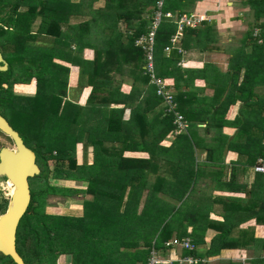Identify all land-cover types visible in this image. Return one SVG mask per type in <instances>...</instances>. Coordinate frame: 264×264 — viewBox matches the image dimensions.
<instances>
[{
  "label": "trees",
  "instance_id": "obj_1",
  "mask_svg": "<svg viewBox=\"0 0 264 264\" xmlns=\"http://www.w3.org/2000/svg\"><path fill=\"white\" fill-rule=\"evenodd\" d=\"M104 2V7L96 10L87 0L76 3L37 0L33 5L24 1L22 12L16 13V17L12 14L6 22L13 31L0 32L8 45L10 61L7 71L0 72L1 110L15 115L22 123L24 136L36 144L34 150L42 168L35 177L42 185L39 183V191L34 196L31 194V203L16 232V250L25 264H57L63 255L70 257V264H147L153 247L165 252L163 244L173 232L177 238L184 235L175 226L183 214L175 202H183V193L170 196L175 201L168 210L153 206L155 196L152 195L145 197L140 209L139 193L147 185V173L155 171V162L159 161L157 153L151 155L152 148L171 151L181 147L184 150L182 163L183 157L194 156L196 147L191 130L173 135L174 117L165 113L162 100L156 96L145 69L147 60L143 47L136 45V40L150 29L157 0ZM194 2L164 0L161 11L181 14ZM246 3L252 20L241 43L257 47L253 52L236 54L237 58L247 59L248 66L242 82L233 87L232 94L226 96L220 107L203 95L202 100L197 99V107L190 108L187 99L198 94L180 89L184 87L180 81L188 84L195 78L194 71L181 67L183 53L195 47L208 50L214 39L211 24L203 21L198 28L186 26L178 42L173 44L170 38L177 24L163 17L155 35L152 56L156 77H174L172 85L179 113L191 126L202 122L205 134L217 124L215 120L224 115L230 104L236 100L241 102L240 116L234 122L240 121L241 125L232 141L233 150L239 157L248 153L249 160L255 161L264 155V146L256 147L258 138L254 134L257 117L264 113V93L254 92L257 87L254 81L259 73L257 64L262 63L261 60L264 73V0H245ZM145 12L146 18L143 17ZM256 28L259 29L257 37L253 36ZM258 39L262 43H258ZM86 47L93 51L90 59L82 56ZM71 66L78 72L74 86H69L68 81ZM208 69L210 65L204 64L200 71L205 73L207 87L210 86ZM234 69L239 70L236 66ZM33 79L36 82L34 96L13 92L15 84H29ZM5 83L7 89L2 87ZM124 83L129 84L128 93L121 91ZM260 87H264V82ZM218 91L219 97L225 94V89ZM83 96L84 102H81ZM208 110L216 117L206 115ZM260 123L264 125V117H260ZM169 133L173 141L169 148H163L162 141ZM260 135L264 139V128L260 129ZM78 144L84 149L82 163L76 159ZM147 150L148 158L136 156ZM213 151L210 149V156ZM174 171L181 172L179 168ZM195 172L193 157L190 168L184 173L193 177ZM61 180L86 185L85 191H73L92 197L82 201L80 215L46 213L48 195L59 193L67 198L71 193L49 184ZM161 186L155 183L153 189ZM169 193L171 195V191ZM156 201L161 204L162 198ZM5 203L0 206V214L6 210ZM117 247L124 252L117 253L120 251ZM193 251L186 252L194 256ZM0 264L15 263L0 254Z\"/></svg>",
  "mask_w": 264,
  "mask_h": 264
},
{
  "label": "crops",
  "instance_id": "obj_2",
  "mask_svg": "<svg viewBox=\"0 0 264 264\" xmlns=\"http://www.w3.org/2000/svg\"><path fill=\"white\" fill-rule=\"evenodd\" d=\"M244 1L195 0L193 4L189 3L188 8H184L183 13L176 12L177 16L170 13L171 16L167 17L176 24L183 15L195 17L198 21L195 26H188L191 28H198L203 21L212 26L214 39L209 43L208 50L195 47L187 50V53H183L181 60V67L194 71L192 75L195 76L193 82L188 81V84L180 81L184 86L180 88L182 91L187 90L198 94V96L192 95L187 99L190 108L197 107V99L198 101L202 100L203 95L210 97L209 101L220 107L225 102L226 96L232 94L233 87H238L242 82L248 60L242 57L237 58L236 54L238 52L245 54L253 52L254 47H257L241 43V38L248 31V25L252 20L251 14L246 13ZM99 2L103 4L96 8L95 4ZM87 3H91L96 10L105 5L104 0H87ZM143 17H147L146 12ZM222 38H224V43L219 45ZM259 51L257 49V54ZM207 53L213 55L211 60L203 59ZM218 53H221L220 57L217 56ZM92 54V49L87 47L83 49L82 56L84 58L90 59ZM223 56H225L226 64L219 60ZM260 62L263 63V60ZM262 63L257 64L259 73L254 81L257 84L254 92L258 94L264 93V87H260V84L264 82ZM204 64L210 65V69H208L210 86L208 87L206 78L203 76L205 73L200 72ZM234 66L239 70L234 69ZM71 68L76 69L74 66ZM76 73L78 74L77 71ZM230 74L233 77L231 80ZM167 79L173 84L175 83L174 77ZM125 85L128 87L127 90L123 88ZM221 88L225 89V94L219 97L218 90ZM173 89L175 93V88ZM121 91L128 93L130 91L129 84H122ZM215 93L216 95H214ZM240 106L239 100L230 104L224 115L222 113L220 119L215 120L217 124L212 126L208 134H205V125L202 122H197L195 127L187 122V130L194 133L196 147L194 146V156L183 157L182 163L181 156H184V150L181 147L171 151L164 149L156 151L152 148L151 155L157 153L156 157L159 158V161L155 162V171L147 173V185L141 190V193L138 192L142 197L140 209L145 197L152 195L155 196L153 206H159L165 210L170 209V206L172 207L174 204L175 200L170 196L175 193L176 195L183 193L184 198L181 200L183 202H179L180 200L175 202V205L183 210V214L179 216L175 226L179 233H184L183 238H189L192 244H195H193L195 249L194 256H192L196 261L195 264H264V174L253 170L254 163L259 157L255 161L249 160L248 153L244 157H239L232 145L241 125L240 121L234 124L240 116ZM209 109L213 112L212 107ZM127 116L128 114H126ZM260 117H264V113L258 116L255 122L254 134L256 133L258 138L257 148L261 145L264 146V139L260 138V129L264 128L262 127L264 125L260 123ZM218 136H224L225 139H217ZM168 138L164 142L162 141L163 148L171 146L173 137L169 136ZM210 149H214L212 156H210ZM125 155L135 156V154L129 153H125ZM136 156L145 159L150 156V153L148 151L136 154ZM193 157L196 172L193 177H190L184 173V170L190 168ZM251 161L254 162L250 164ZM177 168L181 172L176 173L174 170ZM161 178L165 181H162ZM174 181L179 183L175 185ZM155 183H161L163 186L153 189ZM169 191H171V195ZM158 197L162 198L161 204L156 201ZM174 237H176V232L171 235V238ZM129 243L130 241H127V244ZM117 246L120 245L117 244ZM118 247L117 250L120 251L117 253L124 252L122 248ZM128 250L133 251V249ZM176 250H174V255H171L173 251L169 249H166L165 252L157 249L160 255L165 258H180L189 255L184 250ZM113 255L115 256L116 253Z\"/></svg>",
  "mask_w": 264,
  "mask_h": 264
},
{
  "label": "water",
  "instance_id": "obj_3",
  "mask_svg": "<svg viewBox=\"0 0 264 264\" xmlns=\"http://www.w3.org/2000/svg\"><path fill=\"white\" fill-rule=\"evenodd\" d=\"M0 71L7 70V63L0 54ZM0 132L9 136L16 150L0 149V178L12 184L7 209L0 214V254L8 256L15 264H25L16 250L18 224L31 203L28 180L40 173L34 153L24 146L19 134L0 115Z\"/></svg>",
  "mask_w": 264,
  "mask_h": 264
},
{
  "label": "built area",
  "instance_id": "obj_4",
  "mask_svg": "<svg viewBox=\"0 0 264 264\" xmlns=\"http://www.w3.org/2000/svg\"><path fill=\"white\" fill-rule=\"evenodd\" d=\"M163 3L164 0H157L156 9L154 12V17L150 29L146 35H142L136 40V45H141L143 47L145 57L147 60V66H145V69L149 74L150 84L154 87L156 96H158L162 100L165 113L172 114L174 117L173 134L179 135L186 132L188 124L185 121L183 115H181L177 110L175 93H174V89L172 88L173 83L167 78L156 77L153 72L152 55H153V48L155 45V35L161 23V19L163 17L171 16L170 13H163L161 11ZM197 21L198 20L192 16L189 17L186 15L181 16V18L177 21L176 32L170 38L171 43L176 44L178 42V39L181 37L184 28L186 26H195V23ZM258 33H259V29L258 28L254 29L253 36L257 37ZM258 43H262V40L258 39ZM253 170L257 173L264 174V155L256 160V163L253 166ZM163 245L165 249H170V250L179 249L185 251H193L195 249V246L192 244L189 238L174 237L165 241ZM174 261H177L179 264L196 263L195 259L190 255L180 258L162 257L160 255V252L153 247L149 253L147 264H172V262Z\"/></svg>",
  "mask_w": 264,
  "mask_h": 264
},
{
  "label": "rangeland",
  "instance_id": "obj_5",
  "mask_svg": "<svg viewBox=\"0 0 264 264\" xmlns=\"http://www.w3.org/2000/svg\"><path fill=\"white\" fill-rule=\"evenodd\" d=\"M28 3L30 4H36L37 0H26ZM73 1V3H76L75 0H71ZM86 1V0H85ZM245 3V1H244ZM243 3V5H245ZM23 4H24V0H23ZM103 3L99 2L95 4V7H100ZM246 7V13H249L250 7L247 6V3L245 5ZM94 7V6H93ZM94 7V9H95ZM96 7V8H97ZM251 12V11H250ZM124 25H122L123 27ZM224 43V38H222L219 42V45ZM230 53V52H229ZM221 53H218V57H220ZM222 56V55H221ZM213 58L212 54H205L203 56L204 60H211ZM220 61H222L224 64H226L225 62V56L221 57L219 59ZM77 69H73L70 68V74H69V86H74V84H76V79H77V73H76ZM123 88L125 90L128 89V87L125 85L123 86ZM13 92L15 94L18 95H24V96H34L35 92H36V82L35 80H31L29 84H15L13 86ZM81 102H84V98L81 99ZM208 113H206V115L209 114V110L207 111ZM3 115L5 116V118L10 122V124L17 129L18 131H20V133L24 136L23 134V130H22V123L19 122V119L15 116V115H11L10 113L3 111ZM210 117L212 118L213 116L216 117V115L213 114H209ZM172 133L168 134L167 137L163 140V142L165 140H167L168 136H171ZM174 135V134H173ZM169 139V138H168ZM0 141L1 143L5 144L7 139L4 138V136L0 137ZM83 154H84V149L82 148L81 144H78L76 146V159L78 161V163H82L84 161L83 159ZM88 155L90 156V153H88ZM48 165L50 166V168H52V163L49 161ZM41 184L42 181H40V179H33L30 183V190H31V194L32 196L35 195L36 191H39V185ZM50 186L53 187H63L66 188V192L67 191H71V193H69V196L63 197L61 195H59V193H53L50 196L48 195L47 198H45V203H46V207H45V211L48 214H53V215H63V214H67V215H80L82 212V201L84 199H92L91 196L86 195V194H79V193H74L73 191L79 190V191H85L86 190V185L85 184H80L79 182H72V181H51ZM42 185V184H41ZM12 186V184H11ZM38 186V187H37ZM3 187L4 189L2 190L1 194H0V202L2 201V203L4 204L6 201L8 202L9 197H10V193L12 192L11 188L6 183H3ZM68 193V192H67ZM58 194V195H57ZM6 209H7V203H5ZM6 211V210H5ZM170 250V249H169ZM175 251H177L176 249H174ZM174 250L173 251V255H174ZM177 258V257H176ZM70 263V257L68 256H61L58 259L57 264H69Z\"/></svg>",
  "mask_w": 264,
  "mask_h": 264
},
{
  "label": "flooded vegetation",
  "instance_id": "obj_6",
  "mask_svg": "<svg viewBox=\"0 0 264 264\" xmlns=\"http://www.w3.org/2000/svg\"><path fill=\"white\" fill-rule=\"evenodd\" d=\"M26 1V0H24ZM23 0H0V32L3 33H9L13 31V27L10 24H6V22H8L9 17L13 14L14 17H16V13L18 12H22L23 8ZM7 47L8 45L6 43H4L3 39L0 37V54L2 56V59L7 63V69L10 66V61H9V56L8 53L9 51H7ZM2 65V64H0ZM7 71V70H6ZM0 72H5V71H0ZM2 87L4 89H7L8 84H2ZM18 95V94H16ZM20 96H24V95H20ZM0 115L3 116L5 118V116L3 115V111L1 110V105H0ZM5 120L8 122V124L19 134L23 144L25 147H27L28 149H30L35 156V163L37 165V167L40 170L41 173V165L38 162V153L36 150H34L36 144L33 140H28L25 136H23L20 131H18L17 129H15L10 122L5 118ZM4 136L5 139H7L6 143L3 144L0 141V149L3 147H6L8 149L11 150H16V146L14 144V142L11 140V138L5 134H3L2 132H0V137ZM40 173L32 178H29L28 183H29V187H30V183L33 179H35V177L39 176ZM3 183L7 184V179L6 178H0V194L2 192V190L4 189L3 187ZM9 187L12 189L11 183L8 182ZM31 192V190H30ZM9 201V200H8ZM3 205L2 201L0 202V206ZM8 205V202H7Z\"/></svg>",
  "mask_w": 264,
  "mask_h": 264
},
{
  "label": "bare ground",
  "instance_id": "obj_7",
  "mask_svg": "<svg viewBox=\"0 0 264 264\" xmlns=\"http://www.w3.org/2000/svg\"><path fill=\"white\" fill-rule=\"evenodd\" d=\"M8 182V181H7Z\"/></svg>",
  "mask_w": 264,
  "mask_h": 264
}]
</instances>
